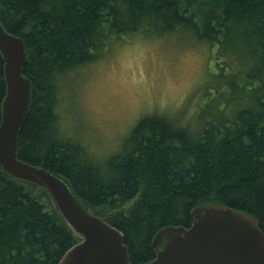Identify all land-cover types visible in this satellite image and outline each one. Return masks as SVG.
Returning a JSON list of instances; mask_svg holds the SVG:
<instances>
[{
	"label": "trees",
	"instance_id": "16d2710c",
	"mask_svg": "<svg viewBox=\"0 0 264 264\" xmlns=\"http://www.w3.org/2000/svg\"><path fill=\"white\" fill-rule=\"evenodd\" d=\"M0 22L23 40L31 81L18 158L64 175L121 230L133 264L155 256L157 230L189 226L190 210L205 202L255 217L264 232V0H0ZM134 36L204 48L215 84L202 94L214 104L195 126L147 113L99 160L62 137L66 80ZM3 64L0 53V120ZM73 243L47 192L0 167V264H57Z\"/></svg>",
	"mask_w": 264,
	"mask_h": 264
},
{
	"label": "water",
	"instance_id": "95a60500",
	"mask_svg": "<svg viewBox=\"0 0 264 264\" xmlns=\"http://www.w3.org/2000/svg\"><path fill=\"white\" fill-rule=\"evenodd\" d=\"M0 53L6 82L1 103L0 167L13 178L44 189L75 238L57 264H133L123 233L83 204L69 180L18 158V136L28 110L31 81L22 74L23 40L0 22ZM189 226L166 225L155 232V256L138 264H264V232L259 221L222 203L205 202L190 210Z\"/></svg>",
	"mask_w": 264,
	"mask_h": 264
},
{
	"label": "rangeland",
	"instance_id": "374dc122",
	"mask_svg": "<svg viewBox=\"0 0 264 264\" xmlns=\"http://www.w3.org/2000/svg\"><path fill=\"white\" fill-rule=\"evenodd\" d=\"M151 38L117 43L105 57L71 73L60 105L64 139L81 140L90 156L104 160L147 113L166 111L177 125L195 126L200 108L211 110L215 97L202 94L215 84L207 51L171 36Z\"/></svg>",
	"mask_w": 264,
	"mask_h": 264
}]
</instances>
